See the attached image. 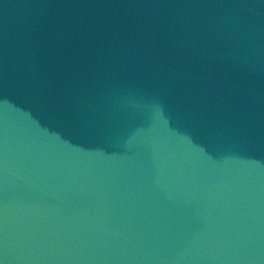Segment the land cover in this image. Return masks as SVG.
Instances as JSON below:
<instances>
[{
	"label": "water",
	"instance_id": "95a60500",
	"mask_svg": "<svg viewBox=\"0 0 264 264\" xmlns=\"http://www.w3.org/2000/svg\"><path fill=\"white\" fill-rule=\"evenodd\" d=\"M0 264H264V0H0Z\"/></svg>",
	"mask_w": 264,
	"mask_h": 264
}]
</instances>
